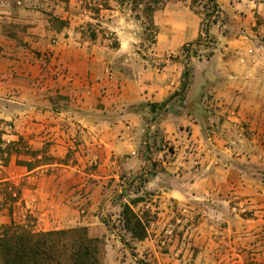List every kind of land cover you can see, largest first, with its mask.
<instances>
[{
	"label": "rangeland",
	"instance_id": "374dc122",
	"mask_svg": "<svg viewBox=\"0 0 264 264\" xmlns=\"http://www.w3.org/2000/svg\"><path fill=\"white\" fill-rule=\"evenodd\" d=\"M70 1L0 0V136L4 147L17 143L22 151L14 152L8 164L0 158V179L22 190L16 221L34 225L36 231L87 227L92 237L103 241V264H264V120L252 117L253 122L242 127L206 125L200 130L203 140L200 136L192 139L187 127L182 147L172 138L157 140L156 123L168 112L166 108L156 114L165 106L157 107L150 136L156 141V152H165L153 162L156 176L145 184L146 172L117 173V163L109 168L113 159H107L100 146L87 150L82 129L72 123L77 120L71 119L70 97L60 92L63 81L57 79L69 67L52 47L59 41L57 31L69 24L62 17L63 3L69 7ZM79 1H83L81 8L72 9L84 19L77 30L93 38L104 33L114 47L118 46L116 36L107 28L99 29L100 22L90 18L100 19L102 9L113 7L130 15L140 38L135 46L140 58L151 55L156 42L155 11L167 1L174 2ZM189 1L203 14L201 38L186 44L177 58L162 56L153 63L161 68L172 62L181 64L180 96L193 82L194 58L211 54L215 39L209 35L210 27L223 20L222 6L213 12L208 0ZM249 1L257 9L252 28L264 33V0ZM221 3L231 7L227 0ZM91 64L90 69H96ZM223 115L231 116L230 112ZM216 133L232 137V147H236L237 133L247 136L246 155L207 154L212 148L208 138ZM216 144L224 149L225 143ZM27 151H39V158L50 154L55 160L31 172L34 169L17 162L33 159ZM169 164L178 170L170 172ZM127 205L143 224V239L126 226ZM10 221L8 208L0 207V225Z\"/></svg>",
	"mask_w": 264,
	"mask_h": 264
},
{
	"label": "crops",
	"instance_id": "0c3cea01",
	"mask_svg": "<svg viewBox=\"0 0 264 264\" xmlns=\"http://www.w3.org/2000/svg\"><path fill=\"white\" fill-rule=\"evenodd\" d=\"M227 1L231 7L218 1L223 20L209 29L215 39L214 47L208 56L194 58L193 82L181 94L184 98L180 96L181 64L172 62L161 68L153 63L162 56L177 58V52L186 44L201 38L203 14L192 8L189 0L167 1L155 11L159 32L151 55L146 58H140L135 50L140 38L130 15L113 7L102 9L100 19L90 18L100 22L99 29L107 28L116 36L118 46L114 47L99 29L95 38L77 30L84 19L72 9L81 8L83 1L71 0L69 7L63 3L62 18L69 24L57 31L59 41L52 47L55 56L69 67L67 74L57 79L63 81L60 92L70 97L74 108L71 119L77 120L72 123L82 129L87 150L100 146L106 158L113 159L109 168L117 163L119 174L146 172L145 184L153 180L157 174L153 162L165 151L156 152V141L150 136L151 123L157 107L164 103L168 112L156 123L157 140L172 138L182 147L186 142L182 134L187 127L191 128V138L198 140L206 125L242 127L253 122L252 117L264 120V33L252 28L256 26L252 20L257 9L249 0ZM91 63L96 69H90ZM227 112L231 116L225 118L223 114ZM208 140L212 148L207 154L213 157L220 152L233 157L246 155L243 144L248 139L241 133L235 135L236 147L229 144L233 140L228 134L216 133ZM216 142L225 143L224 149ZM166 166L170 172L178 170L170 164Z\"/></svg>",
	"mask_w": 264,
	"mask_h": 264
},
{
	"label": "trees",
	"instance_id": "16d2710c",
	"mask_svg": "<svg viewBox=\"0 0 264 264\" xmlns=\"http://www.w3.org/2000/svg\"><path fill=\"white\" fill-rule=\"evenodd\" d=\"M161 1L154 0L157 4ZM208 1L212 4L213 12L220 11L217 0ZM165 105L162 104L163 107ZM17 145L10 143L4 147L0 136V158L5 164L9 163L14 152H22ZM27 152L34 156L33 159L17 162L29 169L51 164L55 160L50 154L39 158V151ZM0 190V207L8 208L11 218L9 224L0 225V264H103V241L99 237H92L87 227L36 231L34 225L18 223L14 217L16 205L22 202L21 188L10 180L0 179ZM123 215L127 228L136 238L143 239L145 229L130 206H125Z\"/></svg>",
	"mask_w": 264,
	"mask_h": 264
},
{
	"label": "built area",
	"instance_id": "2783aa9c",
	"mask_svg": "<svg viewBox=\"0 0 264 264\" xmlns=\"http://www.w3.org/2000/svg\"><path fill=\"white\" fill-rule=\"evenodd\" d=\"M190 47H191V45H187V48H188V49H189ZM165 109H166L165 107H164V108H160V109H158L157 112H156V114H160V112L163 113Z\"/></svg>",
	"mask_w": 264,
	"mask_h": 264
}]
</instances>
